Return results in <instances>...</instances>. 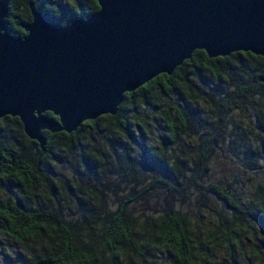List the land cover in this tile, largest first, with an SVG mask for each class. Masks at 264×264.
<instances>
[{"label": "trees", "instance_id": "1", "mask_svg": "<svg viewBox=\"0 0 264 264\" xmlns=\"http://www.w3.org/2000/svg\"><path fill=\"white\" fill-rule=\"evenodd\" d=\"M30 2L62 25L99 9L11 0L17 37ZM262 78L263 56L196 51L45 151L1 118L0 264H264Z\"/></svg>", "mask_w": 264, "mask_h": 264}, {"label": "water", "instance_id": "2", "mask_svg": "<svg viewBox=\"0 0 264 264\" xmlns=\"http://www.w3.org/2000/svg\"><path fill=\"white\" fill-rule=\"evenodd\" d=\"M10 2L0 0V119L19 117L44 151L45 131L72 133L117 114L126 93L196 51L264 57V0H97L96 12L66 25L30 2L22 37L7 27Z\"/></svg>", "mask_w": 264, "mask_h": 264}, {"label": "rangeland", "instance_id": "3", "mask_svg": "<svg viewBox=\"0 0 264 264\" xmlns=\"http://www.w3.org/2000/svg\"><path fill=\"white\" fill-rule=\"evenodd\" d=\"M80 1H86V0H80ZM144 111V110H143ZM106 123V122H105ZM155 132H157V130L155 129ZM223 166V165H222ZM6 244H4L3 245V247L2 248H5L6 247V249L8 250V248H9V244L7 243V241L5 242ZM0 251H1V249H0Z\"/></svg>", "mask_w": 264, "mask_h": 264}]
</instances>
